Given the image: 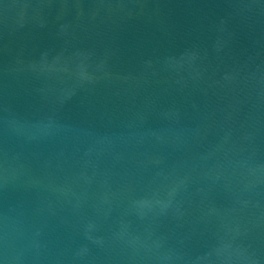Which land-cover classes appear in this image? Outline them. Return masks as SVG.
Instances as JSON below:
<instances>
[{"label": "water", "instance_id": "water-1", "mask_svg": "<svg viewBox=\"0 0 264 264\" xmlns=\"http://www.w3.org/2000/svg\"><path fill=\"white\" fill-rule=\"evenodd\" d=\"M0 264H264V0H0Z\"/></svg>", "mask_w": 264, "mask_h": 264}]
</instances>
